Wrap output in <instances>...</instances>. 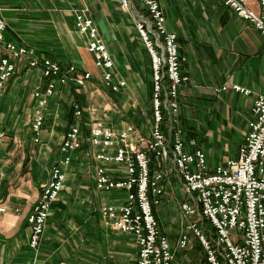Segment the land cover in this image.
I'll list each match as a JSON object with an SVG mask.
<instances>
[{
    "label": "crops",
    "instance_id": "crops-1",
    "mask_svg": "<svg viewBox=\"0 0 264 264\" xmlns=\"http://www.w3.org/2000/svg\"><path fill=\"white\" fill-rule=\"evenodd\" d=\"M160 3L167 28L178 34L183 72L190 77L180 94L181 120L188 134L207 148L211 164H224L238 157L239 147L249 132L254 101L264 90V35L219 0ZM121 7L120 0H0V13L8 23L7 40L31 47L36 56L63 65L75 63L93 73L86 86L70 84L68 91L66 86L59 87L50 104L40 107L46 113V122L36 150L26 149L25 159L29 156L31 165L24 161L14 169L13 150L7 143L8 127L18 124L12 99L18 94L21 101L26 100L32 92L37 100L35 93L46 87L41 71L30 67L31 56L14 59L16 78L12 77L0 92L4 98L0 103V186L7 206L0 218V251L19 248V235L24 231L23 237L28 235L30 243L28 216L40 198L42 185L49 179L51 167L66 157L60 146L71 126L69 115L75 103L84 112L85 137L88 126L99 122L119 131L133 124L143 138L149 134L151 58L137 33L136 18ZM78 10H85L95 20L100 37L115 60L116 75L127 82L121 92H112L100 80L101 70L88 50V38L77 28ZM6 53L0 49V54ZM234 84L245 86L251 93L232 90ZM223 85L229 89L217 92ZM38 108L37 102L30 123ZM87 147L74 152L72 162L66 165L64 188L52 203L41 244L38 248L29 244L34 256L28 264H54L53 259L68 260L75 253L86 264L96 260L95 253L102 248L106 249L109 264H122V258L107 251L108 243L112 240L116 245L135 247L131 236L108 227L102 220L101 206L122 203L125 192L96 191L95 164L84 153ZM184 195L175 175L171 176L161 204L155 206V215L174 245L173 264H207L198 241L188 248L177 246L183 232L180 203Z\"/></svg>",
    "mask_w": 264,
    "mask_h": 264
},
{
    "label": "built area",
    "instance_id": "built-area-1",
    "mask_svg": "<svg viewBox=\"0 0 264 264\" xmlns=\"http://www.w3.org/2000/svg\"><path fill=\"white\" fill-rule=\"evenodd\" d=\"M120 1L126 10L134 5L133 0ZM138 1L143 13L136 20V30L151 58L149 134L143 138L133 124L119 131L99 122L88 126L85 137L84 112L75 103L73 123L60 146L66 157L51 167L28 216L29 244L32 248L41 244L52 203L67 179L66 165L72 162L74 152L88 145L84 153L95 164L96 191L125 192L122 203L104 204L100 213L108 227L131 236L136 264L174 263V245L155 215V206L161 204L173 175L185 194L180 203L183 232L177 246L188 248L198 241L207 264H264V90L254 101L249 132L238 157L224 164H209L204 148L185 131L181 120L180 94L190 77L183 72L178 34L167 28L161 0ZM219 1L264 35V0ZM76 24L88 38V50L101 70L100 80L112 92H121L127 82L116 75L115 60L95 20L85 10H78ZM7 28L0 13V49L7 52L0 54V92L15 73L14 59L31 56L30 67L41 71L46 84L45 91L35 93L39 108L31 123L39 142L46 122L41 108L50 104L59 87L70 83L86 86L93 73L75 63L63 65L36 56L31 47L7 40ZM228 89L223 85L216 90ZM232 90L251 93L241 84H234ZM6 212L0 186V218Z\"/></svg>",
    "mask_w": 264,
    "mask_h": 264
},
{
    "label": "rangeland",
    "instance_id": "rangeland-1",
    "mask_svg": "<svg viewBox=\"0 0 264 264\" xmlns=\"http://www.w3.org/2000/svg\"><path fill=\"white\" fill-rule=\"evenodd\" d=\"M133 3H134L133 7H131V9L128 11H130L134 15L136 20H138L139 15H142L143 13V10H142L143 5L139 3L138 0H133ZM121 8L125 9L124 6H122ZM15 78L16 76L13 77V79ZM13 79L11 81H13ZM70 84H73V83H70ZM68 85L65 87L66 91L69 90L67 89ZM18 97H19L18 94L15 95V97L12 99V102H11L13 103L12 112L15 114V118H17L15 122L18 124L16 125L13 124L12 127H8V125L6 126L10 128L9 131L7 132L8 137H9V139L7 140V143H8V148L13 150L11 161L13 163L14 169L20 166L21 164L23 165L24 161H25V164L30 163L28 166L31 165V159L29 158V156L27 157V160L25 159L26 149H29L32 151L36 150V147H37L36 144L38 143L35 140V137L33 135L34 132L32 130V126L30 123V118H32V115L36 111L37 100L33 98L32 92L28 95V98H26V100L21 101ZM20 97H22V95H20ZM3 100L4 98L0 97V103ZM70 105H71V102H70ZM204 150L207 155V151H208L207 148L206 149L204 148ZM208 161H209V164H211L209 158H208ZM216 163H217L216 165L220 164L218 161H216ZM211 165H214V164H211ZM24 234H25V231L19 235V237H21L22 239V244L19 246V248L13 247V249L11 248L8 250L6 249L5 251H0V264H28L29 262L32 261V258L34 256V250L30 248L29 246L28 235L26 236V238H24L23 237ZM80 243L81 245H83L82 242ZM58 245L59 244H56V245L54 244V247H57ZM75 245L77 246V244ZM107 246H108L107 251L113 257L122 258V260L119 261V262H122V264H128V263L135 264L136 263V259H137L136 247H134L132 244L130 247L128 246L127 248L125 247V244L116 245L115 243H112V240H111V242H109ZM119 246H124V248H121ZM43 249H45V245H43ZM73 255L75 256L68 258V260H65L63 258L61 261L56 262L53 259L54 264H57L59 262H61V264L82 263L80 262V260H78L79 257L76 256V253ZM95 255H96L95 256L96 260H91L90 262H87L86 264H109V258L107 257L108 255L106 254L105 248H102V251H100V253H95ZM82 264H85V263H82Z\"/></svg>",
    "mask_w": 264,
    "mask_h": 264
},
{
    "label": "trees",
    "instance_id": "trees-1",
    "mask_svg": "<svg viewBox=\"0 0 264 264\" xmlns=\"http://www.w3.org/2000/svg\"><path fill=\"white\" fill-rule=\"evenodd\" d=\"M73 114H74V108L72 107L71 110H70V120H69V124H72L73 123Z\"/></svg>",
    "mask_w": 264,
    "mask_h": 264
}]
</instances>
